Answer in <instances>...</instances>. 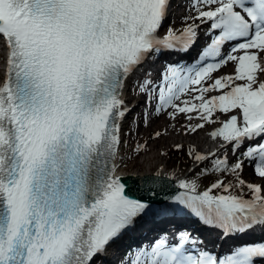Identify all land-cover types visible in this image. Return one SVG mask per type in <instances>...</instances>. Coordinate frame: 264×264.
Returning a JSON list of instances; mask_svg holds the SVG:
<instances>
[{
	"label": "snow or ice",
	"instance_id": "obj_1",
	"mask_svg": "<svg viewBox=\"0 0 264 264\" xmlns=\"http://www.w3.org/2000/svg\"><path fill=\"white\" fill-rule=\"evenodd\" d=\"M186 13L182 29L165 31L173 0H0V264H96L153 213L170 177H140L136 198L117 175L131 111L124 96L152 56L190 52L201 29L207 42L195 63L168 65L158 80L145 73L132 91L157 116L183 115L181 134L205 131L217 146H188L196 166L212 167L179 179L173 203L226 239L264 232V0H190ZM133 151L142 155L147 142ZM245 164L261 183L243 178ZM209 171L218 175L202 189L198 177ZM195 246L180 232L176 243L157 239L120 264L264 261V238L221 255Z\"/></svg>",
	"mask_w": 264,
	"mask_h": 264
},
{
	"label": "bare ground",
	"instance_id": "obj_2",
	"mask_svg": "<svg viewBox=\"0 0 264 264\" xmlns=\"http://www.w3.org/2000/svg\"><path fill=\"white\" fill-rule=\"evenodd\" d=\"M174 16L177 20H171L169 25L176 29L180 23L183 22V17L187 14L185 9H189V2L187 4H183L182 0H180L176 5H174ZM175 10L177 13H175ZM181 10H185L184 13ZM192 14H195L194 12ZM168 27V26H167ZM167 27L165 28V31L167 30ZM201 38L196 44V46L192 49L191 52L198 53L202 49L201 45L206 42L204 39L203 29H201ZM184 56L188 55V53H180ZM238 54V53H237ZM177 55V53L174 54H167V55H160L155 56L151 59V62L149 66L155 64V62H158L159 64H164V67L167 66V62L172 57ZM198 56V54H196ZM192 60L196 59L195 57L191 58ZM182 61L178 60L176 64L180 65ZM167 68V67H166ZM158 70V76L155 78H152L154 80H158L159 76L165 71V69ZM150 69V68H149ZM224 72L231 73L233 71V67L229 66L225 69H223ZM149 73V72H148ZM156 75V73H155ZM134 78L131 79L128 82L129 90L125 93V100L128 104V107L131 109V111L128 113L127 118L124 120L122 124V131H121V140L122 145L120 149V155L124 157L121 168L117 172V175L121 176L123 178V182L126 183L127 187L132 189V191L129 193L130 195L139 198L144 193L138 188V184L140 183L139 178L143 177L145 175H149L154 173L157 170L161 171V176H168L170 179L166 181V186L163 187L162 190L158 189V195H155L152 197L153 202V213H150L148 216L142 218L137 223V229L133 230L132 232L124 234L119 240H117L115 243H113V249L117 251L118 256L115 257L113 260L114 264H120V261L123 259L120 255L123 253L118 251L117 249H121V244L125 242L129 237V239L132 242V248L129 252V256H133L134 252L133 249H135L137 252L140 249H148L149 246L154 243L157 239L160 238H167L171 242H176L177 240V234L180 232H187L190 233L192 238L197 241V246L201 245L203 243H209L211 246L218 245L222 238H225L222 235L221 230L216 229L214 226L211 225H203L201 224V227L195 228L193 225L188 224L186 222L177 221L178 218H182L185 213L190 212L189 209L184 208L181 205L173 203L171 198L175 195H177L179 192H182L183 189H180L178 187V180L179 179H192V174L194 172V169H191L190 171H182L173 168L172 164L168 159L165 161H162L160 152H164V149H160L159 143H152L150 146H147V151H145V154L149 155L147 159V155H144L145 159L144 161L140 160H134V157L132 155V152H127L125 154L124 148L127 142V137H125L124 131L126 125H131L134 127L135 132L131 136V139L134 140L138 135H141L142 138L145 137V133L148 131L151 135L155 131H163L164 128H168V134L163 137L164 141H169L171 139L176 140L177 136L183 135L180 133V128L182 124H187L188 122L184 119L183 115L179 118L178 121H171L169 120L165 115H159L157 116L155 111L152 109H146L145 103H144V97L136 94V92L132 91V83L134 81ZM136 79V78H135ZM183 98V97H182ZM133 102V103H132ZM134 111H137L139 114L141 113V117L139 120H134L131 122L132 117H134ZM149 111L151 114L149 116V124L146 126L144 122V116L145 112ZM139 117V116H138ZM195 122V121H194ZM172 124H175V129L171 127ZM203 132L200 135V138L198 141L194 142L195 145L198 143L202 148L206 149L207 151H210L213 147L216 145L210 140V138L206 136H203ZM129 138V137H128ZM130 140V139H129ZM172 140V141H173ZM173 147L169 148L168 151V157H171L170 152L172 151ZM217 150V149H216ZM186 152V151H185ZM223 154V150H221V155ZM131 157V159H129ZM118 162H120L118 160ZM153 162V166L147 167L146 163ZM196 170V169H195ZM249 172L253 175V168L249 167ZM254 176V175H253ZM258 183H261L259 181ZM181 212V213H180ZM166 220H172L169 222H165ZM175 220V221H174ZM165 222V223H164ZM150 226V234L143 233L139 227L144 226ZM219 235H221L219 237ZM264 238V232L257 231L255 233H250L247 235H242L239 238L235 240L227 239L226 241L230 243L232 246L234 244L238 243H245L249 242L250 240H260ZM173 242V243H174ZM193 247V246H190ZM216 247V246H215ZM112 254L107 252L103 255V261L109 264H112V261L110 258L112 257ZM100 258L97 260V262L100 260ZM102 261V260H101Z\"/></svg>",
	"mask_w": 264,
	"mask_h": 264
},
{
	"label": "rangeland",
	"instance_id": "obj_3",
	"mask_svg": "<svg viewBox=\"0 0 264 264\" xmlns=\"http://www.w3.org/2000/svg\"><path fill=\"white\" fill-rule=\"evenodd\" d=\"M172 20H177L175 17L172 19ZM169 27L171 25H166V27ZM184 26L183 22L180 23L178 26H176V30H180L182 29ZM167 27V28H168ZM239 54V53H238ZM135 81L136 79L134 78V81L132 83V87L133 85L135 84ZM133 103V102H132ZM150 110V109H149ZM134 117L130 118L131 119V122L134 121V120H139L140 117H141V113L140 114L137 112V111H134ZM139 116V117H138ZM161 131V130H160ZM135 132V129L133 126L131 125H126L125 127V131H124V134H125V137H127V142H126V145H125V148H124V152L125 154H127V152H132V155L134 157V160H140V161H144L145 157L144 155H147L145 154V152L142 154V155H138L136 152L133 151V149H135V147L138 145V144H144L145 142H147V146H150L152 143H159V148L160 149H164L165 151L164 152H167L169 151V148L174 145L175 143H183L185 145V150L187 152L188 150V146L189 145H192V144H195L194 142L198 141V139L200 138V135H198V138L195 137V135H192V136H185V135H180V136H177L176 140H169V141H164L163 138H160V139H156V140H153V139H150V137L152 136L148 131L145 133V137L142 138L141 135H138L134 140L131 139V136L133 135V133ZM154 134V133H153ZM129 137V138H128ZM130 139V140H129ZM173 140V141H172ZM198 146V144H196ZM185 152V153H186ZM223 155V154H222ZM228 160H234L236 159V156L233 155L231 153V151L229 150L228 153ZM148 156L147 155V159H148ZM169 158V159H168ZM161 159L162 161H165L166 159H168L170 161V163L172 164L173 168H177L179 171L181 170L182 171H188V169L194 164L192 162V160L187 156H180V155H177L175 157L171 156V157H168L167 156H161ZM153 162H149V163H146V166L147 167H150V166H153ZM211 165V162H208L207 165H201V166H196L193 168L194 169V172L192 174V179L193 178H197L196 177V174L197 173H201V168L202 167H206V166H210ZM249 165L245 164L244 166V170H243V173H242V176L245 180H248V181H255L256 183H258L260 180L258 179H255V177L252 175L251 172L248 171L249 169ZM196 169V170H195ZM206 173V172H205ZM205 173H202L198 179H199V182L201 184V188L203 189L204 187H206L208 184H209V181L212 180V176L211 174H205ZM176 243V242H174ZM172 242V244H174ZM110 251H112V253H116V251L113 249V246L109 247ZM125 252L126 254H123L122 255V258H125V257H128L129 256V252L130 250L128 249H125ZM133 252H134V255L137 253V251L135 249H133ZM217 254V253H216ZM99 262V261H98ZM98 262H96V264H99Z\"/></svg>",
	"mask_w": 264,
	"mask_h": 264
},
{
	"label": "trees",
	"instance_id": "obj_4",
	"mask_svg": "<svg viewBox=\"0 0 264 264\" xmlns=\"http://www.w3.org/2000/svg\"><path fill=\"white\" fill-rule=\"evenodd\" d=\"M185 151H186L185 149H184L183 151H177V150H175V149L173 148L172 151L170 152V155L173 156V157H175V156H177V155L185 156V155H186ZM235 160H236V159H234V160H230L229 162H235ZM206 167H208L209 169H211L212 165H210V166H206ZM205 174H207V175H208V174H211V176L213 177L212 180L216 177V175H218L217 173H214V172H212V171L206 172ZM227 179H232V177L229 176Z\"/></svg>",
	"mask_w": 264,
	"mask_h": 264
}]
</instances>
